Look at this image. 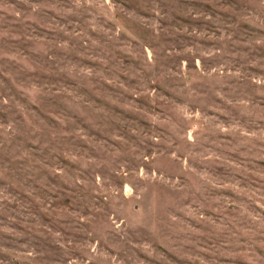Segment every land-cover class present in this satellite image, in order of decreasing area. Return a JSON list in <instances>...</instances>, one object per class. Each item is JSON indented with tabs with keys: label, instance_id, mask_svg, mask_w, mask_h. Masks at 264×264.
Masks as SVG:
<instances>
[{
	"label": "rangeland",
	"instance_id": "1",
	"mask_svg": "<svg viewBox=\"0 0 264 264\" xmlns=\"http://www.w3.org/2000/svg\"><path fill=\"white\" fill-rule=\"evenodd\" d=\"M0 264H264V0H0Z\"/></svg>",
	"mask_w": 264,
	"mask_h": 264
}]
</instances>
